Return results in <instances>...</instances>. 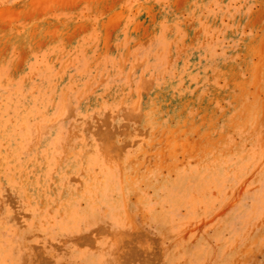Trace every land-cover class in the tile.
Listing matches in <instances>:
<instances>
[{"label": "rangeland", "instance_id": "rangeland-1", "mask_svg": "<svg viewBox=\"0 0 264 264\" xmlns=\"http://www.w3.org/2000/svg\"><path fill=\"white\" fill-rule=\"evenodd\" d=\"M0 264H264V0H0Z\"/></svg>", "mask_w": 264, "mask_h": 264}]
</instances>
